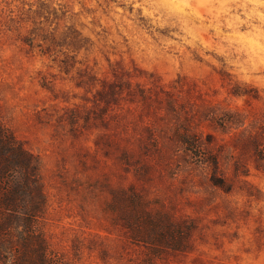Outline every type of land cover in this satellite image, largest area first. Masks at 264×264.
<instances>
[{
    "label": "rangeland",
    "instance_id": "374dc122",
    "mask_svg": "<svg viewBox=\"0 0 264 264\" xmlns=\"http://www.w3.org/2000/svg\"><path fill=\"white\" fill-rule=\"evenodd\" d=\"M120 65L151 99L95 104ZM85 71L94 84H77ZM213 110L245 125L215 128ZM0 115L40 157L42 230L74 264H264V169L240 143L264 124V0H0ZM188 128L215 137L231 191L190 161L177 135ZM129 217L153 234L167 217L194 221L190 249L149 263Z\"/></svg>",
    "mask_w": 264,
    "mask_h": 264
},
{
    "label": "trees",
    "instance_id": "16d2710c",
    "mask_svg": "<svg viewBox=\"0 0 264 264\" xmlns=\"http://www.w3.org/2000/svg\"><path fill=\"white\" fill-rule=\"evenodd\" d=\"M66 69L73 64L65 61ZM138 70L132 71L122 65L113 72L112 78L101 80V87L94 93V103H104L111 107L120 104L122 99L131 101L151 99L152 88H146L139 82H133ZM142 73H147L142 70ZM96 81L95 76L87 71L80 73L78 85H90ZM152 90V91H151ZM237 95L243 92L236 90ZM254 97L260 98L258 92ZM169 109L175 110L174 103L167 99ZM88 111H91L89 109ZM81 111L72 109L70 117L74 127L81 119ZM215 128L227 132L233 125L244 126L241 115L231 111L217 112L213 110L204 114ZM85 119L89 121L91 115ZM259 131L240 140L245 147L253 151L256 166L264 169V124L258 126ZM245 128L243 134L247 132ZM191 162L198 166L207 165L212 169V185L226 192L231 191L230 183L221 174L219 154L213 147L214 136L207 134L204 138L192 132L190 128L177 132ZM127 190L123 197L126 201L139 199L145 215L154 220L163 216L162 212H153L139 194ZM47 206V198L42 185L40 157L30 151L8 127L0 115V264H74L65 256L53 250L42 230V219ZM165 217V216H163ZM137 218L129 217L126 227L135 231L131 238L137 244H144L150 250L147 261H154L155 257H162L163 250L186 251L191 247V237L194 233L195 222L185 220L177 223L165 218V226L161 234L147 232L144 228L135 226ZM81 247L76 246V254H80ZM103 256L106 252L103 251Z\"/></svg>",
    "mask_w": 264,
    "mask_h": 264
}]
</instances>
